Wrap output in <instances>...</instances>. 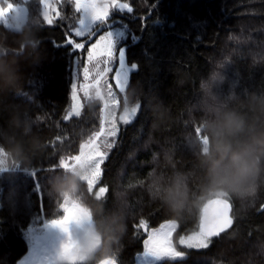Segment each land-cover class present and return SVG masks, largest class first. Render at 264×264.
Here are the masks:
<instances>
[{
    "label": "trees",
    "instance_id": "trees-1",
    "mask_svg": "<svg viewBox=\"0 0 264 264\" xmlns=\"http://www.w3.org/2000/svg\"><path fill=\"white\" fill-rule=\"evenodd\" d=\"M8 1L27 8L26 22L38 17L43 26L39 36L44 59L32 75L29 92L40 102L32 111L50 145L48 154L34 159L29 170L0 174V264H17L29 250L28 228L44 219L63 217V209L49 195L50 174L57 171L61 155L77 156L81 146L95 138L102 127L103 104L92 101L91 110L87 104L80 116L64 119L70 105L73 62L87 50V44L83 51H72L73 45L67 44L70 38L86 40L74 33L81 19L74 1L57 0L59 17L52 23L44 19L40 0ZM116 1L132 8L130 13L116 8L109 20L127 30L120 49L125 48V63L135 64L136 70L122 102L135 94L139 114L121 126L104 163L99 186L105 191H91L86 183L84 198L92 203L93 196L104 197L106 207L111 208L114 193L124 194L127 234L116 262L136 264L149 229L175 219L152 198L154 181L182 171L190 174L195 189L202 173L196 168L189 142L201 118L226 107L233 92L243 96L245 90H264V0ZM224 77L205 95L202 82ZM152 105L162 106V120L156 119ZM219 199L227 200L231 207V225L211 237L207 248L180 246L181 237L199 230L206 201L175 219L179 223L175 240L186 256L158 264H264V178L247 199Z\"/></svg>",
    "mask_w": 264,
    "mask_h": 264
},
{
    "label": "clouds",
    "instance_id": "clouds-1",
    "mask_svg": "<svg viewBox=\"0 0 264 264\" xmlns=\"http://www.w3.org/2000/svg\"><path fill=\"white\" fill-rule=\"evenodd\" d=\"M15 11V10H14ZM0 18V174L29 170L34 159L48 154L49 142L41 134V121L32 108L40 102L29 92V85L44 55L43 26L38 17L16 24ZM11 37V44L8 39ZM31 69V73H29ZM225 80L202 82L205 95L211 87ZM91 98H89L90 100ZM230 103L212 110L199 122L189 147L202 173L193 189L189 173L175 171L171 176L158 177L153 184L152 198L160 202L175 219L200 208L217 197L236 196L247 199L255 194L257 183L264 178V90H245L243 96L233 92ZM136 95L128 96L125 105L132 108ZM91 110L92 105L88 103ZM156 119L162 120L161 105H152ZM155 126V124H154ZM68 157L61 155L48 180L49 195L63 209L64 202L78 203L86 209L88 218L79 235L72 239L76 245V264H104L116 255L127 234L128 209L124 194L114 193L113 205L93 196L92 203L84 198L86 177L91 166L74 163L65 167ZM64 260V258L62 257Z\"/></svg>",
    "mask_w": 264,
    "mask_h": 264
},
{
    "label": "snow or ice",
    "instance_id": "snow-or-ice-1",
    "mask_svg": "<svg viewBox=\"0 0 264 264\" xmlns=\"http://www.w3.org/2000/svg\"><path fill=\"white\" fill-rule=\"evenodd\" d=\"M40 2L44 5V19L51 23L52 21L49 19V9L52 8L51 0H40ZM75 8L77 12L82 14V18L79 20V27L75 29V35L77 37L88 36L89 38L95 35L94 26L98 24H105L108 21L109 13L107 8H100L96 5V0H74ZM112 3L116 5L120 11L127 9L128 12H132V8L128 6V4H118L116 0H112ZM14 6L11 3H8L6 7L0 6V18H5L9 15V13L13 12ZM118 29V28H117ZM116 29L108 30L104 35H100L98 40L93 43L87 51V61L91 63L94 59H97L100 56H106L109 60L113 57L114 49L118 41L115 38ZM67 44H72L73 49L82 50L85 48V44L83 42L76 43L74 40H67ZM79 57L75 58L76 74L74 77V81L79 73L78 62ZM108 60H105L104 63L108 64ZM136 68V65L133 64L131 67L127 66L125 63V48H121L119 51V64L117 70L114 74V79L116 81V85L119 88L121 93H124L126 88L129 86L130 82V72ZM95 71L98 73L97 79L95 80V85L100 84V78L105 75L107 72H111L112 68L107 67L105 71L102 73L99 69V64L96 65ZM83 79L87 81L89 79V68L83 67L82 69ZM93 85L82 84L81 87L85 89V95H87V88L92 87ZM76 83L72 84L73 90V100H77L76 97ZM109 89L111 85L108 86ZM97 96L103 99L100 95L99 90H97ZM109 96L114 98V94L109 91ZM80 104L77 101L73 106V111L75 115H80ZM104 107H108L107 101L104 103ZM139 102L135 104L132 108L125 107L123 115L121 116V120L124 123H128L131 119H133L139 109ZM112 131L110 135H116L115 124L112 125ZM199 131V128L196 129ZM101 135H104V130L101 128L99 132L95 134V139H99ZM91 145L90 151H85L84 149L88 148ZM108 148L112 147V144H106ZM104 153L100 151L99 145L95 144L94 140H89L88 144L81 146L80 154L77 156L71 157L75 163L85 164L91 166L90 175L86 177V181L89 189L95 183V178L100 175V165L104 160ZM99 157V159H97ZM64 166L69 167V165L64 161ZM105 189H101L100 192L103 193ZM218 205L221 206L218 211H216L212 218L209 219L208 213L210 206ZM230 209V205L227 200H221L219 197L216 199H210L201 207V219L199 224V230L195 232L193 235L180 239V244L185 245L187 248H207L209 246L210 238L213 236H218L221 232H223L227 227H229L232 223V220L228 216V211ZM64 216L60 220L52 221L51 226L55 228L61 229L63 232L68 233V241L64 245L63 249V258L69 260L71 264H76L77 255H76V245L72 240L71 233L69 231V225L75 221L77 224L82 223L85 219L88 218V213L86 209L82 208L78 203H70L64 202L63 204ZM141 227H144V222H141ZM175 222H171L166 225H162L160 230L157 232H153L147 240H145V254L152 257L156 262H159L165 258L168 259H176L182 258L184 253L177 251L171 242V236L173 231L175 230ZM104 264H114L111 260L104 261Z\"/></svg>",
    "mask_w": 264,
    "mask_h": 264
},
{
    "label": "rangeland",
    "instance_id": "rangeland-1",
    "mask_svg": "<svg viewBox=\"0 0 264 264\" xmlns=\"http://www.w3.org/2000/svg\"><path fill=\"white\" fill-rule=\"evenodd\" d=\"M56 1L57 0H51L52 8L49 9V19L52 22L59 17L58 7L56 4ZM8 3H11L15 9L14 13L11 16H9L8 19L10 21H12L13 23H16V24L25 23L27 20V13H28L27 8L23 5L13 4L11 1H8V0H0V6L6 7ZM116 3H117V5L118 4H124L122 2L120 3L117 1H116ZM96 5H97V7H100V8H105V7L107 8V11L109 13L108 21L105 24H98V25L94 26V31L96 34L91 36L90 38L88 36H83L84 38H86V40H81V41H75L74 40L76 43L83 42L85 44V48H86V44H87V50H86L85 54H80L79 56H76V57H79V61L77 62L78 66H79V73H78L75 81H74V77L76 74L77 64L75 63V59H74L73 77H72V82H71L70 105H69V108H68V110L64 116V119L66 121H68L74 117H78L77 115H75V112L73 111V106H74V104L77 103V101L79 102V104L81 106L80 107V115L84 112L86 105L92 101L100 100L103 104L102 127L101 128H103V130H104V135H101L99 137V139L94 138L93 140L95 141V144L99 145L100 151L102 153H104L105 155H104L103 163L100 165V175L95 178V183L93 184V186L90 189L91 191L92 190L94 191L96 189H98V190L101 189V187L99 185H100V182H101L102 177H103L104 163L107 161L108 157L110 156L112 150L115 147L116 141H117L119 134H120L121 126L127 125V124L133 122L139 114V109H138L135 117L133 119H131L128 123H124L121 120V116L123 115L124 108L126 107L125 100H124V102H122V99H123L122 97L124 96V94L126 93L128 88H126L124 93H121L119 91V88L116 85V81L114 79V74H115V71L117 70V67L119 64L120 45L123 41H125L127 39V30L125 27L120 26V25L109 20L111 18L112 11L115 10L116 8L117 9H119V8L112 3V0H96ZM124 10H127V9H124ZM44 11H45V9H44V5H43V13H44ZM81 18H82V14H81ZM115 29H116L115 38L118 41V43L116 44V47L114 49L113 57L109 60V58L106 56H100L97 59H94L91 63H89L87 61V51L90 48V46L98 40L100 35H104L106 33V31H108V30L114 31ZM74 33H75V31H74ZM84 49L77 50V51H83ZM105 60L109 61L108 64L104 63ZM97 64H99V69H100V72H102V73L105 71V69L107 67L112 68L111 72H107L105 75H103L100 78V84L99 85H95V80L97 79V76H98V73L95 71ZM85 66L89 68V73H90L89 79L87 81H85L83 79V75H82V69ZM127 66L131 67L132 65L128 64ZM135 70H136V68L130 72V78H131L133 71H135ZM74 82L77 85L76 93H75L77 100H75V101L72 98L73 97L72 84ZM82 84L93 85L92 87L87 88V90H86L87 95H85V89L81 87ZM129 84H130V82H129ZM109 85H111L110 89L108 87ZM97 90H99L100 95L103 97V99H101L100 97L97 96ZM109 91H111L114 94V98L109 96ZM89 98H91V99L89 100ZM105 101H107V103H108L107 108L104 107ZM113 124H115V129H116V135L115 136L110 135V132L113 130L112 129ZM85 144H88V143H85ZM106 144H112V147L108 148L106 146ZM91 147L92 146L89 145V147L84 149V150L90 151ZM73 156H75V155H67L68 158L65 160V162L68 163L69 165H73L75 163V161H73L71 159V157H73ZM97 159H99V157H97ZM55 220H60V219H55ZM52 221H54V220H45L44 219L42 224L41 223H34L28 228L25 236H26L27 242L29 244V250L26 253V255L22 259L19 260V262L24 260V261L28 262L26 264L71 263L69 260H67L65 258H64V260L62 259L64 245L68 241V233L63 232L59 228L52 227L51 226ZM171 222H175V225H176L175 230L173 231L172 236H171V242L177 251L184 253L182 258H176L173 260L183 259L186 256V252L181 250L177 246V243L175 240V233L179 227V223L177 220H175V219L166 220L163 223H161L158 227L150 228L148 231V236L145 240H147L148 237L153 232L159 231L162 225H166V224H169ZM80 229H81V225L77 224L75 221H73L69 225V231L71 233L72 239H75L78 237ZM194 233L186 235V236L181 237V238L187 239V237L193 235ZM180 239H179V245L182 247H186L185 245L180 244ZM209 244H210V242H209ZM191 249H197V248H191ZM200 249H204V248H200ZM165 259H168V258H165ZM165 259H163V260H165ZM163 260L156 262L152 257L146 255L145 254V243H144V250H143V252H141L137 256L136 264H158V263L162 262ZM116 264H117V262H116Z\"/></svg>",
    "mask_w": 264,
    "mask_h": 264
},
{
    "label": "water",
    "instance_id": "water-1",
    "mask_svg": "<svg viewBox=\"0 0 264 264\" xmlns=\"http://www.w3.org/2000/svg\"><path fill=\"white\" fill-rule=\"evenodd\" d=\"M220 207H221V206H218V205L210 206V208H209V213H208L209 219L212 218L213 214H214L216 211H218ZM230 213H231V207H230V209H229V211H228V216H229V218H230Z\"/></svg>",
    "mask_w": 264,
    "mask_h": 264
},
{
    "label": "crops",
    "instance_id": "crops-1",
    "mask_svg": "<svg viewBox=\"0 0 264 264\" xmlns=\"http://www.w3.org/2000/svg\"><path fill=\"white\" fill-rule=\"evenodd\" d=\"M26 263H28V262H26V261L22 260V261H20V262H19V263H17V264H26Z\"/></svg>",
    "mask_w": 264,
    "mask_h": 264
}]
</instances>
